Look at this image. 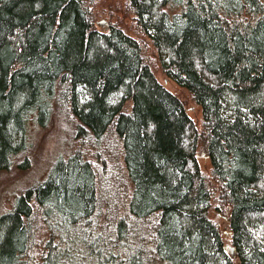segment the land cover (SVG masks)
Listing matches in <instances>:
<instances>
[{"label":"trees","instance_id":"16d2710c","mask_svg":"<svg viewBox=\"0 0 264 264\" xmlns=\"http://www.w3.org/2000/svg\"><path fill=\"white\" fill-rule=\"evenodd\" d=\"M122 9L0 0V170L68 129L0 214V264H264V0Z\"/></svg>","mask_w":264,"mask_h":264},{"label":"rangeland","instance_id":"374dc122","mask_svg":"<svg viewBox=\"0 0 264 264\" xmlns=\"http://www.w3.org/2000/svg\"><path fill=\"white\" fill-rule=\"evenodd\" d=\"M122 6L123 0H101V9L104 12L108 14L112 11L113 18L119 19L124 26H127L130 22V15L123 11ZM98 23L106 27L109 21L106 16H101L98 18ZM156 75L168 88L181 97L192 119L200 124L202 109L192 99L189 91L173 79L166 77L159 69H156ZM67 133L68 129H63L54 121L46 128L30 127V137L33 141V148L29 154L30 162L23 165L16 159L10 167L0 170V214L13 206L25 186L44 177L52 160L55 159L59 151L65 148L64 139L67 137L65 136ZM84 149L86 150V148ZM198 160L202 169L210 170V160L205 153L198 154ZM212 216L223 220L215 211H212Z\"/></svg>","mask_w":264,"mask_h":264},{"label":"water","instance_id":"95a60500","mask_svg":"<svg viewBox=\"0 0 264 264\" xmlns=\"http://www.w3.org/2000/svg\"><path fill=\"white\" fill-rule=\"evenodd\" d=\"M235 264H238V263H235Z\"/></svg>","mask_w":264,"mask_h":264}]
</instances>
